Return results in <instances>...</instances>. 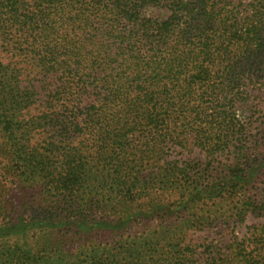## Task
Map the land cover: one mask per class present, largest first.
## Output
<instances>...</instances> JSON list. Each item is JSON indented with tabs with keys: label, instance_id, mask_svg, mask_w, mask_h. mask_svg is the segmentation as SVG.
I'll list each match as a JSON object with an SVG mask.
<instances>
[{
	"label": "trees",
	"instance_id": "trees-1",
	"mask_svg": "<svg viewBox=\"0 0 264 264\" xmlns=\"http://www.w3.org/2000/svg\"><path fill=\"white\" fill-rule=\"evenodd\" d=\"M217 8L215 0H0L1 20L16 22L34 44L45 41L44 50L31 51L39 66L48 72L59 70V78L67 79L65 84L72 80L77 93L88 98L82 103L66 85L61 93L64 97L59 99L56 93L60 107L36 118V125L45 123L56 129V153L61 147L63 158L54 162L52 154L39 153L30 145L28 120L17 119L15 113L30 92L26 97L19 94L20 70L0 59L1 148L8 161L24 167L26 176L35 177L43 169L49 189L60 193L54 205L56 221L52 214L45 224L73 228L79 236L124 226L120 225L125 222L123 217L110 221L92 215L106 206L109 197L97 198L94 191L83 190V145L73 143L86 134L100 146L111 145L124 155L131 147L130 133L142 127L148 132L143 135L144 147L186 143L198 148L204 159L172 160L146 174L128 163L125 166L134 173L130 179L119 174L123 165L118 162L115 199L146 194L151 190L149 174L166 181L178 179L175 188L180 197L173 205L179 209L189 211L195 204L214 206L235 196L241 199L240 207H235L239 219L247 208L264 209V192L253 197L248 190L264 169L260 156L264 131L249 146L240 113L232 105L248 96V69L242 63L236 72L232 49L228 44L221 46L231 36L212 29L220 21ZM20 48V54H25ZM255 50L258 59L262 50L258 45ZM65 146L70 148L64 150ZM166 181L162 190L168 188ZM1 208L0 229L7 235L14 231L24 235L49 212L40 206L37 216H32L36 220L28 223L20 215L9 218ZM167 210V206L151 208L164 215ZM153 239L143 246L120 245L126 264L134 257L141 264H264V250L259 247L264 244L256 245L259 248L251 254L247 239L236 244L240 257L229 247L221 252L208 244L201 251L178 247L158 257L150 252ZM12 248L8 250L11 260L37 264L42 257L39 250L19 241ZM119 250L93 246L84 257L78 250L70 264H115ZM56 253L58 264H68L61 244L56 245Z\"/></svg>",
	"mask_w": 264,
	"mask_h": 264
},
{
	"label": "rangeland",
	"instance_id": "rangeland-1",
	"mask_svg": "<svg viewBox=\"0 0 264 264\" xmlns=\"http://www.w3.org/2000/svg\"><path fill=\"white\" fill-rule=\"evenodd\" d=\"M215 2L220 21L212 29L231 36L230 42L222 43L221 46L228 44L232 49L231 59L236 66V72L239 71L242 63H245L248 69L246 79L248 96L244 102H236L232 105L240 113L239 119L243 121L248 133L249 146H253V139L260 138L264 131V0H215ZM147 10L150 13L153 8ZM44 43L45 41L40 45L34 44L25 33L20 31L16 22L9 18L1 20L0 17V59L3 63H9L20 70L19 94L26 97L25 93L30 92L27 94V100L19 106L20 109L17 108L18 110L15 111L16 118L28 120L27 136L30 145L39 153L52 154V161L56 162L63 158L61 147L60 152L56 153V129L45 123L43 126L36 125V118L60 107L56 104V93L61 99L64 95L61 93L66 85L72 87L71 90L68 88L73 94L72 97H80L82 103L88 98L85 94L77 93L78 87L72 80L69 84H65L67 79L59 78L61 74L59 70L48 72L39 66L37 58L32 57L31 51L44 50ZM257 45L262 50L258 59L255 57ZM20 47H23L25 54H20L22 52ZM133 132L130 133L131 147L123 153L124 155L111 145L100 146L86 134L75 139L73 144L83 145V148H79L85 156L82 158L86 171L83 190L94 191L97 198L109 197L106 206L97 209L92 215L97 219L110 221H118L120 217L125 219L124 224L119 223L124 226L116 231L94 230L90 235L79 236L73 228L56 229V223L50 226L43 222L49 221L52 214L56 221L54 205L56 197L61 198L60 193L56 194V191L49 189V181L43 176V169H40L35 177L26 176L23 174L24 167L8 161L1 148L3 139L0 121V208L4 205L1 209H5L4 213L9 218L20 215L28 223L36 220L32 219V216H37L35 212L41 210L40 206L49 210L43 214L42 221H34L36 223L34 229H30L24 235H21L24 232L17 234L15 231L7 235L0 229V264H26L22 259L11 260L8 255L9 248L15 247L18 241L26 248L30 246L36 251L39 250L38 253L42 257L37 264H58L57 244L63 246V251L67 253L65 259L70 264L76 259L78 250L81 257H84L93 246L100 250H119L120 245L143 246L151 237L154 238L151 241V248L153 243L154 246L150 252L158 257L170 255L169 251L178 247L184 249L189 246L196 252L199 249L201 251L202 246L207 244L213 246L215 250L220 249L221 252L229 247L228 250H231L232 254L237 253L240 257L236 244L243 239L250 242L246 249L251 254H254L255 249L259 247L264 250V246L255 247L264 244V209L247 208L243 218L239 219L235 208L240 207L241 204L238 196L214 206H211V203H207L206 206L195 204L196 207L189 211L179 209L178 206L173 205V203L177 204L180 197L176 189L178 179L170 178L166 181L164 178L148 174L151 190L146 194H134L119 201L115 199L112 193L118 173L116 167L118 162L123 165V172L119 174L123 175V179H130L134 173L125 166L128 163L139 169L142 174H146L167 166L172 160L184 162L191 158L204 159V154L198 148L186 143L182 146L178 143L162 142L159 145L144 147L143 135L146 137L148 132L143 127L136 128ZM69 148L65 146L64 150ZM260 156H263L264 160V148ZM164 181L168 188L162 190ZM137 189L139 190L140 187ZM248 190L253 197L264 192V169L249 185ZM155 206H167V213L164 215L163 212L151 211ZM170 236H174L175 240L170 241ZM134 258L131 264H141L137 257ZM127 260L125 253L120 249L115 256V264H126Z\"/></svg>",
	"mask_w": 264,
	"mask_h": 264
}]
</instances>
